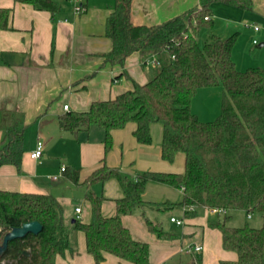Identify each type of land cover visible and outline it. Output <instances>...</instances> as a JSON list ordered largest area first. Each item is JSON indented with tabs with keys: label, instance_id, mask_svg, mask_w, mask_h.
I'll use <instances>...</instances> for the list:
<instances>
[{
	"label": "trees",
	"instance_id": "obj_1",
	"mask_svg": "<svg viewBox=\"0 0 264 264\" xmlns=\"http://www.w3.org/2000/svg\"><path fill=\"white\" fill-rule=\"evenodd\" d=\"M16 1L52 14L61 8L57 0ZM213 1L147 26L132 23V0H115L105 26L112 41L105 61L124 66L128 56L139 52L143 59L156 56L159 64L148 67L147 82L134 81L132 89L113 99L95 101L88 110L60 117V127L74 133L94 124L102 127L106 150L113 130L134 123L136 140L151 144V126L160 123L162 158L172 163L177 155L184 156L183 172L143 171L134 178L104 164L82 182L77 171L69 174L74 183L85 187L91 204L90 221L74 219L73 226L85 233L94 264H103L106 253L135 264L149 263V244L135 239L122 222L123 215L146 203L143 193L148 182L182 188L184 206L260 213V227L229 226V215L210 224L221 230L223 247L238 255L236 261L224 264H264V68L237 67L232 56L236 33L225 38L210 35L203 45L198 42L199 32L213 26L209 8ZM225 1L251 8L242 0ZM11 16L12 8H0V30L9 28ZM203 87L223 89L220 114L212 121L202 120L191 108ZM24 129L17 124L6 129L0 166L13 164L21 170ZM112 178L124 196L117 201L116 214L105 216L104 197L91 186ZM30 221H39L42 230L10 241L0 264H56L58 256L72 250L63 208L53 194L0 190V244L7 231ZM147 224L151 231L162 233L153 221L147 219ZM188 264H200V259Z\"/></svg>",
	"mask_w": 264,
	"mask_h": 264
},
{
	"label": "crops",
	"instance_id": "obj_2",
	"mask_svg": "<svg viewBox=\"0 0 264 264\" xmlns=\"http://www.w3.org/2000/svg\"><path fill=\"white\" fill-rule=\"evenodd\" d=\"M57 1L60 11L52 14L16 0H0V8H12L9 28L0 30V146L9 126H25L21 170L13 164L0 166V190L53 194L63 208L72 245V250L56 258V264H94L85 233L73 226L74 219L90 221L91 204L85 187L74 183L69 174L77 171L82 182L104 164L134 178L143 171L183 172L184 156L177 155L172 163L162 158L160 123L151 126V144L136 140L134 123L113 130L108 150L105 130L98 125L75 133L60 127L64 114L88 110L95 101L113 99L132 89L134 81L147 82L150 72L139 52L128 56L124 66L105 61L104 54L112 48L105 26L115 0H83L85 10L81 14L74 13L73 0ZM205 1L132 0L131 21L135 25L161 24ZM244 1L251 8L214 0L209 6L213 26L200 32H205L206 38L236 33L232 56L237 67L264 68V0ZM65 105L69 106L67 110ZM191 108L196 113L193 101ZM38 140L43 141V155L34 159L31 152ZM62 167L66 169L62 171ZM76 188L84 189L82 196L76 197L80 200L72 195ZM91 190L104 197L102 213L115 215L117 201L124 196L119 182L113 178L97 182ZM183 194L182 188L148 182L143 193L146 203L122 216L132 236L149 244L148 264H188L198 259L200 264L236 261L237 253L222 245L221 230L210 224L222 220L230 210L220 213L206 206H184ZM79 206L77 218L75 208ZM172 217L183 220V224L177 225ZM147 219L162 233L151 231ZM188 245H201L203 249L187 253L184 249ZM103 264L135 263L106 253Z\"/></svg>",
	"mask_w": 264,
	"mask_h": 264
},
{
	"label": "rangeland",
	"instance_id": "obj_3",
	"mask_svg": "<svg viewBox=\"0 0 264 264\" xmlns=\"http://www.w3.org/2000/svg\"><path fill=\"white\" fill-rule=\"evenodd\" d=\"M205 34V32H200L197 35L198 42L201 45H203L207 39ZM222 93L223 89L220 87H203L197 91L193 98V109L202 120L212 121L218 117L221 110ZM83 190L82 188H76L72 192V195H75L74 199L80 200V198L76 197L82 196ZM228 214L229 219L227 223L230 226H244L247 224L252 227H259L263 223L262 216L258 212L250 213L252 216L251 218H248L247 211L243 209H231Z\"/></svg>",
	"mask_w": 264,
	"mask_h": 264
},
{
	"label": "built area",
	"instance_id": "obj_4",
	"mask_svg": "<svg viewBox=\"0 0 264 264\" xmlns=\"http://www.w3.org/2000/svg\"><path fill=\"white\" fill-rule=\"evenodd\" d=\"M74 1V13L75 14H81L84 12L85 7L83 4V0H73ZM255 29H258V27L256 26ZM254 43H257V40H254ZM142 64L145 67H150V66H155L159 64V61L157 59L156 56H149V57H145L142 61ZM64 108L67 110L69 108L68 105H65ZM43 149H44V144L43 141L38 140L36 148L31 152V157L34 159H40L43 155ZM65 170V167H62V171ZM54 179H57L58 176H53ZM213 212H220V213H226L225 210L223 209H217V208H211ZM75 211L78 213L77 218L80 217L79 213L81 212V207H76ZM249 217L251 215H248ZM171 221L175 222L177 225H182L183 224V220L172 217ZM203 249V247L201 245H188L184 251L187 253H191V252H201Z\"/></svg>",
	"mask_w": 264,
	"mask_h": 264
},
{
	"label": "water",
	"instance_id": "obj_5",
	"mask_svg": "<svg viewBox=\"0 0 264 264\" xmlns=\"http://www.w3.org/2000/svg\"><path fill=\"white\" fill-rule=\"evenodd\" d=\"M41 230L42 224L39 221H30L24 223L22 226L14 227L7 231L0 244V258L4 256L10 241L25 237L29 233L38 234Z\"/></svg>",
	"mask_w": 264,
	"mask_h": 264
}]
</instances>
